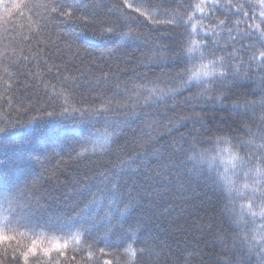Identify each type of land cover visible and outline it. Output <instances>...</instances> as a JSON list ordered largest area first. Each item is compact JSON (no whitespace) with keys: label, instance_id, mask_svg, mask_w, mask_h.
Masks as SVG:
<instances>
[{"label":"trees","instance_id":"trees-1","mask_svg":"<svg viewBox=\"0 0 264 264\" xmlns=\"http://www.w3.org/2000/svg\"><path fill=\"white\" fill-rule=\"evenodd\" d=\"M58 2L72 3L73 0ZM130 2L150 5L153 13H160V19L165 18V13L176 10L181 15L188 12L194 16V21L201 20L206 26H214L218 19H227L229 26L239 22V31L249 33L241 43L256 45L251 51L264 47L259 42L264 33V16L261 15L264 0H230L233 6L230 8L224 7L229 0H215V7L214 0ZM76 3L87 5L98 14V19L114 23L115 17L109 15V9L118 7L121 0H76ZM201 3L203 14L195 11V5ZM241 5L242 11L238 12L235 6ZM29 16L32 21L39 19L34 11L24 9L0 23V124H7L13 136V126L22 127L30 119L38 130L28 141L9 143L3 148L0 172L12 173L19 164L26 174L22 179L36 178V195L41 202L56 214L70 216L77 204L83 207L86 202L76 195L78 182L103 171L117 156L134 157L131 167L119 176L123 192L136 204L124 229L106 234L101 227L91 237H85L87 244L92 245L89 249L92 255L80 252L76 254V261L68 264H105L106 261L128 264L123 248L129 243L137 249L153 250L151 255L147 251L143 255L138 253L135 264H225L232 255L233 237L238 236L229 222L233 219L231 213L224 211L231 207L225 194L204 178L188 175L183 170H162L152 153L159 150L167 156L176 145L187 148L184 141H191L193 137L203 141L198 145L201 150L227 148L223 143L217 146L215 138L243 135L239 127L244 119L230 110L231 105L245 99L258 101L261 92L251 94L259 87L258 83L227 93L228 99L221 102L185 103L187 97L197 94L198 90L193 88L173 99L165 98L150 107L137 108V116L129 118L130 113L118 108L117 103L122 104L128 98L133 85L149 84L157 79L179 83L174 78L181 69L169 66L171 53L164 46L175 47V38L183 33V26L154 24L138 17L131 38L116 47L93 35L98 31L95 27L77 19L57 17L49 24L48 33L43 34V42L38 43L36 39L22 41L23 36L33 34L30 29H35ZM10 37L20 42L15 45V54L11 47L5 48ZM241 43L235 46L239 48ZM64 77L69 81L65 91L67 103L65 97H54L50 87L55 85L60 90ZM242 92L249 95H237ZM140 103H143L142 98ZM102 105L109 107L106 113L93 115L88 111ZM65 107L69 109L68 114L60 115ZM52 111L56 115L44 114ZM256 111L259 113V108ZM149 125L155 130L153 135L158 137V144L145 154L135 141ZM106 126L118 132L112 152L77 158L82 138L94 136ZM241 202L236 201V211ZM221 234L223 240L219 238ZM67 255H74L71 245Z\"/></svg>","mask_w":264,"mask_h":264},{"label":"snow or ice","instance_id":"snow-or-ice-1","mask_svg":"<svg viewBox=\"0 0 264 264\" xmlns=\"http://www.w3.org/2000/svg\"><path fill=\"white\" fill-rule=\"evenodd\" d=\"M224 7H233L230 0ZM235 7L238 12L242 11V5ZM24 9L34 11L39 17L37 21L28 17L30 24L35 25L34 31L30 29L32 35L22 37V41L28 42L36 39L42 43L43 34L48 33L49 24L57 17L77 19L86 26L95 27L98 31L93 35L112 42L116 47L131 38L138 17L151 20L154 24L183 26V33L175 38V47L164 46L171 53L169 66H179L181 69L174 78L179 83L157 79L149 84L133 85L128 98L122 104L117 103L118 108L130 113L129 118L137 116V108L150 107L165 98L173 99L185 91L191 92L193 88L198 90L197 94L187 97L185 103L221 102L228 99L227 93L245 89L249 83H258L259 87L251 93L261 92L258 101L245 99L231 105L230 110L244 119L239 127L243 135L215 138L217 146L223 143L227 148L201 150L198 145L203 141L193 137L191 141H184L187 148L176 145L167 156L159 150L152 154L162 170H183L188 175L213 183L225 194L231 207H226L224 211L231 213L233 219L229 222L238 232V236L233 237L232 255L225 264H264V47L251 51L256 45L241 43L249 33L239 31V22L229 26L227 19H218L214 26H206L201 20L194 21V16L188 12L181 15L176 10L165 13V18L160 19V13H153L150 5L135 4L130 0H121L118 7L109 9V15L115 17L114 23L108 19H98L96 12L90 11L87 5L77 4L76 0L72 3H59L58 0H0V23L10 20ZM125 10L137 15H129ZM195 11L203 14V3L195 5ZM261 15L264 16V12ZM259 42L264 45V33H261ZM18 43L10 37L5 48L11 47L15 54ZM237 43H241L239 48L235 46ZM19 51L22 55L23 49ZM68 84V78L64 77L60 90L51 85L54 97H65ZM72 84H75L74 79ZM237 95L247 96L249 93ZM141 98L143 103H140ZM111 103L109 101V105ZM108 110V106L102 105L88 111L99 115ZM68 112L69 109L65 107L60 115ZM44 114L49 117L56 115L54 111ZM13 127L14 136L10 135L7 124H0V153L9 143L28 141L38 130L33 127L31 119L22 127ZM154 131L149 125V129L135 141L145 154L158 144ZM117 134L116 128L109 130L106 126L102 132L82 138V148L76 154L77 158L87 154H110ZM133 159L117 156L103 171H97L87 180L78 182L76 195L86 202L83 207L77 204L70 216L56 214L41 202L36 195V178L22 179L26 174L19 164L12 173L0 172V264H68L69 261L75 262L76 254L80 252H86L90 257L92 245L87 244L85 237H91L101 227L106 234L123 230L131 212L135 210L136 204L123 192L119 181L120 173L131 167ZM238 200L242 202L239 211H236ZM219 238L223 240V234ZM70 245L74 254L71 257L67 255ZM225 247L228 248V245ZM100 251L103 253L104 249ZM146 251L150 255L153 253L150 248L137 249L132 243L123 248L128 264H135L138 253L143 255ZM105 264L110 262L106 261Z\"/></svg>","mask_w":264,"mask_h":264}]
</instances>
